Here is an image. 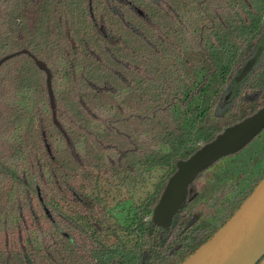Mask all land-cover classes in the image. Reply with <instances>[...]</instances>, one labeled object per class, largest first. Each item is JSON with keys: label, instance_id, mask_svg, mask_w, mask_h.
I'll return each mask as SVG.
<instances>
[{"label": "trees", "instance_id": "16d2710c", "mask_svg": "<svg viewBox=\"0 0 264 264\" xmlns=\"http://www.w3.org/2000/svg\"><path fill=\"white\" fill-rule=\"evenodd\" d=\"M263 37L264 0H0V264L193 255L263 180L264 130L169 229L153 212L179 161L264 107V48L232 86Z\"/></svg>", "mask_w": 264, "mask_h": 264}, {"label": "water", "instance_id": "95a60500", "mask_svg": "<svg viewBox=\"0 0 264 264\" xmlns=\"http://www.w3.org/2000/svg\"><path fill=\"white\" fill-rule=\"evenodd\" d=\"M14 56L2 59L0 66ZM34 59L38 67L47 74L53 117L58 124L52 74L44 62ZM263 130L264 107L254 115L226 128L188 160L179 161L176 172L169 179L154 209L153 221L169 229L174 217L187 203L189 187L197 177L221 159L244 149ZM263 257L264 178L236 214L182 264H258Z\"/></svg>", "mask_w": 264, "mask_h": 264}, {"label": "rangeland", "instance_id": "374dc122", "mask_svg": "<svg viewBox=\"0 0 264 264\" xmlns=\"http://www.w3.org/2000/svg\"><path fill=\"white\" fill-rule=\"evenodd\" d=\"M264 48V37L260 41L255 55L248 61L246 64L239 70L237 73L234 82L232 84L233 91L248 77L250 72L256 67L261 57L262 50Z\"/></svg>", "mask_w": 264, "mask_h": 264}, {"label": "crops", "instance_id": "0c3cea01", "mask_svg": "<svg viewBox=\"0 0 264 264\" xmlns=\"http://www.w3.org/2000/svg\"><path fill=\"white\" fill-rule=\"evenodd\" d=\"M259 264H264V258L262 259V261Z\"/></svg>", "mask_w": 264, "mask_h": 264}]
</instances>
